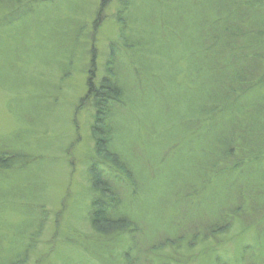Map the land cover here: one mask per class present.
<instances>
[{
	"label": "rangeland",
	"instance_id": "1",
	"mask_svg": "<svg viewBox=\"0 0 264 264\" xmlns=\"http://www.w3.org/2000/svg\"><path fill=\"white\" fill-rule=\"evenodd\" d=\"M54 1V6L43 5L39 9L41 13L37 11L22 28L23 37L30 34L26 43L20 41L21 27L0 30V258L12 264H128L130 259L133 264H150L152 259L154 264H162L164 258L169 260L167 264H264V181L256 174L264 171V153L260 155L255 149L251 157L238 152L229 159L231 170L245 163L242 160L260 169L245 168L248 174H243L239 188V192H244L242 206L238 208V193L231 186L242 179L244 170H234L232 183L223 181L230 188L215 174L205 186L182 189L193 191L190 216L193 213L198 220L192 225L206 228V232L192 230L190 233L195 238L184 240L180 249L173 245L161 250L156 248L157 242L162 241L158 233L169 227V222L160 215L162 203L169 200L176 183H189L193 176L189 168H198L190 160V151L196 156L216 155L213 151L216 146L206 140L210 133H204L205 126L192 128L184 122L197 103L192 96L202 91L197 81L193 86L185 84L191 66L205 67L210 58L201 60L202 56L197 54L198 63H194L191 51L201 41L202 31L212 32L211 24L202 31L199 26L203 25L201 20H215L214 16L220 15L213 9L216 2H131L129 12L137 22L135 38L145 48L148 43L150 52L145 66L151 76L145 78L146 86L141 82L134 86L125 80L127 71H124L123 105L116 104L106 116L104 126L108 125L107 135L112 136L108 145L125 163V168L119 169L113 165L116 156L111 160L96 152L95 110L85 96L90 48L97 55L98 72L93 81L99 85L112 52L111 44L119 40L121 25L117 24L116 15L121 2ZM245 1L250 3L243 6L250 18L238 20L247 24V35L258 33L264 44V0ZM231 6L227 4L226 8ZM157 7L160 12L151 14L146 23L143 15ZM12 10L0 6V18ZM227 13L224 10L221 15L226 19ZM94 20L101 21L97 30L92 29ZM41 22L44 30H39L41 36H38L37 23ZM239 25L235 29H240ZM74 28H81L83 33L70 62L68 53L55 46L65 39L61 33L66 35ZM254 38L246 36L244 43ZM66 41L72 43L73 39L68 36ZM122 43L118 49L129 51ZM214 44L209 48L223 46L220 42ZM122 56V69L129 70L128 59ZM255 66L264 67V63ZM132 80L137 83V79ZM153 85L159 91L151 90ZM93 164L103 177L110 176V187L122 200L118 213L133 223L121 226L124 231L118 229L117 234L110 229L109 233H115L111 238L95 231L89 218L95 197L90 189ZM126 172L132 173L134 181ZM117 176L122 178L121 184L116 183ZM146 185L149 188L143 190ZM233 202L240 211L234 215L228 211L223 217L217 215L223 203L229 207ZM175 210L170 208L169 213ZM135 221L138 226H134ZM192 225L185 223L184 227L190 231ZM153 245L155 248L151 251Z\"/></svg>",
	"mask_w": 264,
	"mask_h": 264
},
{
	"label": "trees",
	"instance_id": "2",
	"mask_svg": "<svg viewBox=\"0 0 264 264\" xmlns=\"http://www.w3.org/2000/svg\"><path fill=\"white\" fill-rule=\"evenodd\" d=\"M224 1L226 2L225 4L222 3ZM120 2L122 7L118 9L116 15L117 24L121 25L117 36L119 40L117 39L116 42L111 44L112 52L109 59H107L108 61L105 65V74L100 77L101 79L99 85H96V82L93 81L98 72L95 65L97 55L95 50H93L92 47L90 48L91 56L88 70L89 78L87 81L88 91L85 98L89 104L93 105L95 110L94 126L96 127L94 130L98 131L96 133L97 154L100 156H109L111 160L112 157L116 156L117 159L114 161L113 165L117 166L119 169H123L125 168V163L121 161L120 155H118L116 151L111 152L108 145L110 144L109 142H111L110 137L112 136L110 134L107 135L110 131L108 129V125L104 126V124H106V116L109 115L110 112L112 113V109L116 108V104H119L120 106L123 105L121 103L126 95V91H124V86L122 85L123 81L121 78L124 71H127V77H125V80L127 82L131 81L134 86H138L140 82L142 85L144 84V86H146L144 83L146 82L145 78H149L151 75H149L148 71L146 72L147 69L145 66L148 61L147 54L150 52L147 47L148 43H146L147 50H145L146 48L144 43H141L135 38L137 22L132 16L131 11L129 12L130 4L133 0H120ZM214 2L216 3L213 4V9H215L220 15L214 16L216 21L205 19L201 20L200 23L203 25L199 26L202 31L204 26H209V24H211L212 27L209 29H213V33L210 31L209 34L207 30L202 31L200 33L201 41L198 43V46H195V49L192 48L191 51L193 54L192 57L195 60L194 63H198L196 61L199 58L197 54L202 56L200 58L201 60H206L210 56V58H208L209 61H206L205 67L199 68L197 67V64L191 66L192 70L189 73L192 75L190 74V77H187L188 80L185 82V84L189 83L193 86L197 81V87L202 89V91H200L199 94L196 93L192 96L194 99H197V103L193 104L194 112L191 113V116H188L185 121H180L188 123V125L192 128L196 126H205L206 131H204V133H206V135L210 133L209 136H206V140L216 146L213 150L216 155L210 157L207 155L196 156L198 154L190 151L192 154L190 160L193 163H196L198 168H189V172L193 173L189 183L180 182L179 185L176 183L177 187L170 195L171 197L169 200L162 203L163 209L161 210L160 215L166 218L165 222H169V227L158 233L162 239L159 244L157 242L156 248L159 250L170 245L175 246L176 249H180L184 240H189L191 237L195 238L196 235H191L190 233L192 230H194V232L198 231L200 234L203 231L206 232V228L202 230L201 227L198 228L192 225L197 224L196 221L198 220V216H194L193 213L190 216L193 209V206L191 205V193H193V191L188 192V190H190V186L196 185L195 187H197L200 186V184L201 186H205L210 183L211 175L214 176L215 174H218L219 179H221L222 182L225 180L232 183L236 172H234L235 169L238 170V172L244 170L242 175L244 174L245 176L248 174V171H246L245 168H248L251 171L260 169L257 165L252 166L251 163H247L245 160H242L245 163L237 165L235 169L231 170L230 167L232 166V162L229 161L231 157H236L238 152H240L242 156L251 157V151H254V149L260 155H263L264 153V67L256 68L255 66L260 63H264V59H262V56H264V47H261L264 46V44L259 39L258 33L247 35V32L245 31L248 28L246 27L247 24L245 25L244 22L238 20L241 19L246 21L250 18L248 16V14H250L248 13L249 11L246 9L244 11L243 9L245 4L250 3L245 0H214ZM219 2L221 3L218 4ZM29 3L31 4L28 7L32 6L31 9H27L28 7H26ZM45 4L47 7H50L54 6L56 3L54 0H0V6L4 5L8 8H13L8 16L5 14L0 18V30H5L4 28L12 29L21 27V31L23 32L22 28L27 26L29 21L34 18L33 15L37 14V11L41 13V10L39 9ZM227 4H232V6L226 8ZM157 5H160V3H157ZM224 10L228 12L226 14L228 15L226 19L223 15H221L224 13ZM155 12L158 14L160 12V8L157 7L155 11L150 9L149 13H145L143 15L146 17V23L147 20L152 17L151 14ZM223 18L224 21L217 23L219 19ZM100 23L101 21L95 22L94 20L92 22V29L97 30ZM181 23L186 24L184 21ZM170 24L172 25L171 22ZM238 24H240V29H235V26ZM43 25V22L40 24L37 23L36 31L38 36H41V31L39 30H44L42 28ZM81 28H74L73 31L66 33V35L61 33L62 36H65V39H62V43L55 46V48L60 49L62 52L68 53V60L70 62L73 61V58L77 53L76 50L80 42L79 36L83 33ZM183 29H186V27ZM179 30H181V28H179ZM24 34L25 32L21 34L20 41L22 43H26V40L30 37V34L23 37ZM219 35L222 36L219 37ZM68 36L70 39H73L72 43L66 41ZM246 36H252L255 38L252 39L251 42H247L245 44L244 38H246ZM22 37L25 39L24 41H22ZM121 42H123L122 44L124 47L125 45L128 46L129 51L124 52L118 49L120 45L119 43ZM215 42H220L223 46H215L214 50L209 48L210 46L215 45ZM26 48L27 46H25V49ZM121 55H123L122 57H127L129 70L122 69L121 65L124 62H122L120 58ZM248 58L251 59L246 62ZM136 67L139 70L136 69ZM197 68H199V70H197ZM196 70L197 72H195ZM154 76L155 75L153 74V77ZM132 78L137 79V83L132 80ZM151 90L158 89L153 85ZM136 92L138 93L137 89ZM134 95H136V93ZM199 101L202 103L200 104ZM248 149L250 151L246 152ZM165 160L166 159H163V161ZM94 164H98V162ZM94 164L90 166L92 170L90 171L92 178V181L90 182V189L92 190V193H94L95 197L93 198L91 204L89 218L95 231H98L100 234L107 235L106 238L108 236L111 238L110 235L115 233H109L108 231L110 229L114 230L117 234L119 230H123L121 226H128L133 223H130L129 218L127 219L124 215H120L118 213L121 210L120 206L122 200L113 193V190L110 187L112 186L110 176L103 177V173L100 170L95 169ZM171 166L172 164H170V167ZM263 168L264 161L262 169ZM256 174L260 175L261 180L264 181V171H257ZM244 175L242 179L240 178L236 182H233L234 185L232 186L223 182V184H226L228 188L231 186V188L235 189L238 193L237 199L240 204L238 208H240L244 202L242 200L244 192H239ZM128 176H130L131 180L134 181L132 173ZM225 177H228V180H226ZM114 179H117V184L122 183L121 177L117 176ZM203 182L205 184H203ZM147 188L149 187L146 185L143 190ZM185 188H188V190H182ZM137 189H135V192L138 191ZM233 204L228 207L227 204L223 203L222 209L217 215L223 217L226 216L225 213L228 211H231V214L233 215L236 211H240L237 208V203ZM170 208H175V212L169 213ZM184 215L187 216L186 220ZM136 223L134 226L139 225L138 222ZM185 223L193 226L190 228V231L188 227H184ZM210 228L212 229L213 226ZM221 229L222 228H218V230ZM246 229L247 228H245V230ZM126 230H128V228ZM154 248L155 245H153L150 250L153 251ZM258 250L259 248H257L254 252L257 253ZM130 260L132 261L128 264H133V259ZM8 262L9 261H7V259L0 258V264H12ZM167 263H169V260L164 258L162 264ZM150 264H154L153 259Z\"/></svg>",
	"mask_w": 264,
	"mask_h": 264
}]
</instances>
